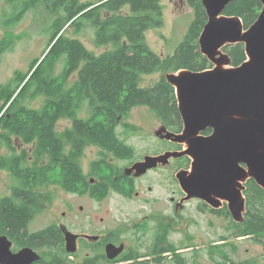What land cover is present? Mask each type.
Masks as SVG:
<instances>
[{
    "label": "trees",
    "instance_id": "obj_1",
    "mask_svg": "<svg viewBox=\"0 0 264 264\" xmlns=\"http://www.w3.org/2000/svg\"><path fill=\"white\" fill-rule=\"evenodd\" d=\"M7 1L12 11L1 21L5 30L17 25L30 10L39 6H43L51 17L46 29L50 39L41 57L31 62L27 71H15L9 83L0 85V113L7 107L0 117V150L5 147L7 150L6 155L0 154V168L8 171L17 185L10 195L0 199V234L35 248V245L58 242L59 229L51 225L34 233L27 232L29 223L41 210L40 196L34 189L40 184L48 185L53 174L55 182L57 179L65 191L76 192L78 185L86 183L77 163L86 145L97 147L117 159H133V148L118 138L116 127L135 107L148 108L167 132L181 133L183 125L175 90L166 75L179 71L201 73L213 67L199 45L207 23L202 0H188L193 19L182 42L173 54L165 57L158 56L144 43L147 30L162 26L160 0ZM261 10L259 0H231L223 15L239 18L246 31L256 22ZM86 25L93 30L94 47L113 45L115 49L94 55L80 40L66 36L69 30L75 36L80 35ZM13 45L14 40L3 39L0 56ZM221 53L233 68L246 61L242 43L228 44ZM158 72L164 75L154 83L142 86L143 76ZM38 100L40 106L31 108L30 103ZM83 106L89 111V116L84 119L78 117ZM63 117L72 122V129L65 133L70 143L65 156L63 142L54 132L56 123ZM124 127L130 129L128 125ZM203 134L208 135L209 131ZM11 136L32 145L30 154L24 150L17 152ZM164 149L174 152L180 151L181 147L167 140ZM45 158L48 162L39 165ZM175 163L178 169L190 165L191 160L187 156L184 160L180 157L175 158ZM111 166L103 160L92 162L90 177L100 178L98 171L110 169L105 180H97L110 184L111 190L120 193L123 184L119 186L113 180ZM243 185L245 211L242 221H234L224 209L229 235L219 240L226 241L230 236L251 237L262 246L264 254V189L252 178ZM93 189L92 196L99 199L107 195L109 186H94ZM227 245L224 242L221 246L211 247L208 253L215 264H259L255 259L235 263L226 252ZM176 250L170 246L169 254L177 256ZM165 251L157 254L155 262L162 263ZM130 258L136 257H124L123 260ZM99 259L98 255L89 263L96 264ZM176 260V264H187L182 256H177ZM58 263L59 259L55 257L47 264Z\"/></svg>",
    "mask_w": 264,
    "mask_h": 264
},
{
    "label": "rangeland",
    "instance_id": "obj_2",
    "mask_svg": "<svg viewBox=\"0 0 264 264\" xmlns=\"http://www.w3.org/2000/svg\"><path fill=\"white\" fill-rule=\"evenodd\" d=\"M160 5L162 6V26L147 30L144 34V43L152 52L160 57H165L173 54L176 47L182 42L193 19V9L189 5L188 0H160ZM224 10L221 16L227 17L223 15ZM11 11L12 7L10 3L7 0H0V42L3 39L14 40L13 48L0 56V85L9 83L15 71H27L31 62L41 57L50 39V34L46 29L51 17L46 13L43 6L30 10L17 25L8 27L5 30L1 25V21ZM66 36L80 40L87 50L94 55L115 49L113 45L100 48L94 47L92 44L93 30L89 25H86V28L78 36L73 35L72 30H69ZM247 59L246 57V61H248ZM240 66L234 68L229 66L227 58L220 53L214 57L212 63L213 68H218L222 71L233 70ZM161 75L164 74L158 72L143 76L141 78L142 86L154 83ZM168 75L170 74H167L166 77ZM40 103V100L34 101L30 103V107L38 108ZM3 112L0 113V117ZM88 116L89 111L86 106H83L78 117L84 119ZM124 125H128L130 129H126ZM71 129L72 122L66 117L61 118L54 128L56 137L63 142L64 156L70 147L65 133ZM206 131H209L208 137L211 134V130ZM116 134L121 141L133 148V159H117L102 153V150L97 147L86 145L83 149V156L77 163L86 182L90 180L89 165L92 162L103 160L112 165L111 167L113 168L119 167L124 175H131L135 178L138 195L129 201L115 195H110L101 202H91L82 199L74 200V198L60 190L57 183L58 180L56 179L55 182L56 177L52 174L49 179V187L40 184L34 189L36 195L46 196L47 204L40 202L42 204L41 210L29 223L27 227L28 233L43 230L51 222H61L65 226L63 221H68L74 213L72 215L67 214V218L63 220L61 219V212H66V204L74 203L82 205L84 210L79 212L80 218H73V225L70 228L66 227L68 232L71 234L82 232L94 235L95 238L111 236L114 242L112 245L116 248L123 247L121 253L114 259H109L105 252L104 254H99L100 259L96 264H121L129 261L123 260L124 257L129 256L136 257L130 258V260L138 258H142V260L147 258L149 260L151 257L155 258L159 255V252H157L158 255H155L157 246L166 250L165 254L162 255L165 259L160 264H176L177 256H182L187 264H215L208 252L211 250V247L215 245L221 246L224 242L229 244L226 247V252L235 263L255 259L259 264H264L262 246L255 239L251 237L231 238L230 236L226 241H220L219 239L222 236L226 237L229 235L227 233L228 220L224 217L214 216L208 212L198 210L199 201H197V198L180 200L179 192L183 191L180 190L181 187L175 175L177 170L174 164L176 163L167 162L169 159L171 161L172 157L169 159H159L169 152L154 155L155 153L164 151L167 141V139H164L166 130L148 108H133L125 118L120 119L119 125L116 127ZM11 142L17 152L24 150L27 154H30L32 145L23 144L14 136H11ZM177 145L181 147V150L174 152H181L186 149V144ZM0 154H7L6 147L0 150ZM146 158L154 159L156 165L151 169H147L146 167L138 168L139 164L145 163ZM48 160V158H45L39 165L42 163L46 164ZM29 162L31 164L32 160ZM152 169L155 170L150 171L145 177L139 179L147 170ZM190 171L191 169L188 173ZM98 173L102 178L105 175L100 171ZM92 182L94 184L99 183L96 178ZM15 185L16 183L11 174L0 168V199L10 195ZM218 202V206L221 207L223 204H226L227 210H229L227 202L221 200H218ZM86 213L91 214L92 227H89L93 230L92 234L87 233L88 229L81 225ZM144 224L150 227V230L145 235H141L139 233L140 228L139 232L135 231V226L142 227ZM0 236L6 235L0 234ZM170 246L177 249L175 251L177 256L169 254ZM24 248L31 249L39 257V260L33 264H37L42 260L40 252L41 254L49 253V256L42 260L45 264L49 263L50 259L54 260L55 257L59 259L58 264H85L87 261L89 263V260L93 261L95 259L93 255L86 256L81 252L76 253L77 249L73 252H67L66 239L64 248L66 253H68L67 255H59L53 252L54 249L61 248L59 241L46 246L35 245V248L25 245L22 249ZM11 252L13 253L12 249ZM122 253L124 254L122 255ZM147 262L140 264H146Z\"/></svg>",
    "mask_w": 264,
    "mask_h": 264
},
{
    "label": "water",
    "instance_id": "obj_3",
    "mask_svg": "<svg viewBox=\"0 0 264 264\" xmlns=\"http://www.w3.org/2000/svg\"><path fill=\"white\" fill-rule=\"evenodd\" d=\"M230 1L202 0L207 23L199 38L201 53L213 63L224 46L242 43L248 61L233 70L212 68L167 76L175 90L183 130L180 134L166 131L164 139L186 144V149L159 159L188 156L191 171L176 173L186 194L184 200L197 198L212 207H217L218 200L225 201L232 219L240 222L245 211V181L252 178L264 189V0H259L262 11L246 31L239 18L221 16ZM206 130H211L208 137L202 135ZM155 165L154 159L146 158L138 168ZM62 230L67 252L75 251L76 236ZM10 247L7 237L0 236V264L39 260L29 248L13 254ZM122 248L109 244L105 253L114 259Z\"/></svg>",
    "mask_w": 264,
    "mask_h": 264
},
{
    "label": "flooded vegetation",
    "instance_id": "obj_4",
    "mask_svg": "<svg viewBox=\"0 0 264 264\" xmlns=\"http://www.w3.org/2000/svg\"><path fill=\"white\" fill-rule=\"evenodd\" d=\"M181 120H182V118H181ZM203 133H202L203 136H207V135H204ZM164 152H172V151H168V150L164 149L163 152L155 153L154 155H159V154H162ZM171 159H172L171 161H169L170 160L169 159L167 162L175 163V158H171ZM184 159H186V156L183 157V160ZM174 167H175V164H174ZM190 169H191L190 165H188L186 167H180V168L176 169L177 170L176 173H178L180 171L188 172ZM153 170H155V169L147 170L144 174L141 175L142 177H139V179L145 177L150 171H153ZM100 172L105 174L103 177L104 180H105L106 176L110 175V169H107V168H103L102 170H100ZM112 174L114 175L113 180L117 181L119 186H121V183L123 184V191H121L120 193L111 190L110 184H108V183L105 184V183L99 182L97 184H94L92 182L93 177H89L90 180L87 181L86 183H81L80 185H78L77 191L73 192V193L65 191L61 187V185H59V184H58V187H60L61 191L65 192L67 195L74 198V200L82 199V200H89L91 202H94V201L101 202V201L105 200L106 198H108V196H110V195L119 196V197L129 201V200H132L134 196L138 195V192L136 191V182L137 181L135 180L134 177H132L131 175H124L122 173V171H120L119 167L113 168ZM99 176H100V174H99ZM97 179L101 180L102 177L101 176H100V178L97 177ZM48 185H46V186H48ZM103 185L109 186V190H108L107 195L103 196V198H99V199H96V197L94 198L92 196V195H94V192H95L93 187L94 186H103ZM149 189H151V188H149ZM96 192L100 193V191H96ZM179 193H180V200L181 201L184 200L186 198V195L183 192H179ZM195 200H197V199H195ZM39 201L41 203L47 204L46 196L41 195ZM197 201H199V203H198L199 209L198 210L208 212L214 216L223 217V210L224 209L227 210L226 204H223L220 207V206H218L219 205V202H218L217 207H212L211 205H209L208 203H206L202 200L198 199ZM41 203H40V205H42ZM83 210H84V207L82 205L74 204V203L66 204V212H61V219H63V220H64V218L66 219L67 214L72 215L74 213V215L68 221H63V224H65V226L62 225L61 222H51V224L49 226L54 225L56 228L59 229V244L61 246V248L54 249L53 250L54 253L65 254V255L68 254V253H66V250L64 248L65 237H64V233H63L62 228H65V229H66V227L70 228L73 225L72 224L73 218L74 217L80 218L81 216H80L79 212H81ZM91 224H92L91 214L86 213V215L84 216V218L82 220L81 225L85 226L86 229H88L87 233H89V234L93 233V230L90 228V227H92ZM139 228H140V232H139ZM136 230L141 235H145L150 230V227H148L146 224H144V225H142V227L135 226V231ZM73 234H74V236H76V240H75V245H76V249H77L76 253L81 252L83 255H86V256H92L93 255L94 258L98 257V255L101 253L104 254L106 245L114 244V242L112 240L113 238L111 236H102V237L95 238L94 235H88V234H85L82 232L73 233ZM88 237H92V238L89 239ZM9 240L11 241V244H12L11 249L13 250V253L18 252L20 249H22L25 246L22 243H20L19 241H16V240L13 241L11 239H9ZM215 246H217V245H215ZM163 250H165V248H161V247L158 248V246H157V251L155 254H157V252H159V254H160ZM123 254L124 253H122V255ZM40 255H42V260H43L44 258L49 256V253L46 252L45 254H41V252H40ZM155 259H156V257L155 258L151 257L149 260L147 258L143 259V260H142V258L141 259L138 258L136 260H129V261L123 262V263H125V264H140V263H145L146 261H148L146 264H158L157 262H155ZM42 260H40V262ZM123 263H121V264H123ZM42 264H45V262Z\"/></svg>",
    "mask_w": 264,
    "mask_h": 264
}]
</instances>
